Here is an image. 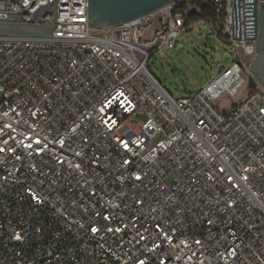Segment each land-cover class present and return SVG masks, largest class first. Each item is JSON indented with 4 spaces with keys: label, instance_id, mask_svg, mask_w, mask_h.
Returning <instances> with one entry per match:
<instances>
[{
    "label": "built area",
    "instance_id": "2783aa9c",
    "mask_svg": "<svg viewBox=\"0 0 264 264\" xmlns=\"http://www.w3.org/2000/svg\"><path fill=\"white\" fill-rule=\"evenodd\" d=\"M239 2L241 39L232 0L106 30L57 0L52 37L0 36V264H264V87ZM0 21L55 25L54 0H0ZM200 23L235 56L175 98L149 61Z\"/></svg>",
    "mask_w": 264,
    "mask_h": 264
},
{
    "label": "water",
    "instance_id": "95a60500",
    "mask_svg": "<svg viewBox=\"0 0 264 264\" xmlns=\"http://www.w3.org/2000/svg\"><path fill=\"white\" fill-rule=\"evenodd\" d=\"M178 0H89V25L95 30L114 28L153 15ZM240 0H232L234 38L241 39ZM245 37L257 41L258 54L250 65L249 85L264 87V0H243ZM261 8L259 10V6ZM55 25L0 21V36L47 38L57 26V0H54ZM171 92V91H170Z\"/></svg>",
    "mask_w": 264,
    "mask_h": 264
},
{
    "label": "rangeland",
    "instance_id": "374dc122",
    "mask_svg": "<svg viewBox=\"0 0 264 264\" xmlns=\"http://www.w3.org/2000/svg\"><path fill=\"white\" fill-rule=\"evenodd\" d=\"M233 51L210 31L208 23H200L181 33L177 49L156 53L149 61L150 71L179 98L211 81L222 66L233 61ZM244 74L247 77V72ZM233 103L232 98L224 97L214 104L227 113Z\"/></svg>",
    "mask_w": 264,
    "mask_h": 264
}]
</instances>
